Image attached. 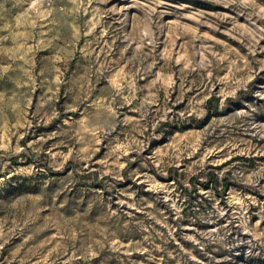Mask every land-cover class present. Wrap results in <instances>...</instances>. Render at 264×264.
I'll list each match as a JSON object with an SVG mask.
<instances>
[{"label":"rangeland","instance_id":"rangeland-1","mask_svg":"<svg viewBox=\"0 0 264 264\" xmlns=\"http://www.w3.org/2000/svg\"><path fill=\"white\" fill-rule=\"evenodd\" d=\"M0 264H264V0H0Z\"/></svg>","mask_w":264,"mask_h":264},{"label":"trees","instance_id":"trees-1","mask_svg":"<svg viewBox=\"0 0 264 264\" xmlns=\"http://www.w3.org/2000/svg\"><path fill=\"white\" fill-rule=\"evenodd\" d=\"M212 100H214V103H213L212 105H210L209 107H212V110H215V109L218 108V105H219L218 97H215V96H214L213 98H210V99L208 100V103H211ZM174 178H176V177H173V179H174ZM203 186L206 187V188H209L210 186H212V181H210V183H209V182L204 183ZM226 186H227V184H226Z\"/></svg>","mask_w":264,"mask_h":264}]
</instances>
